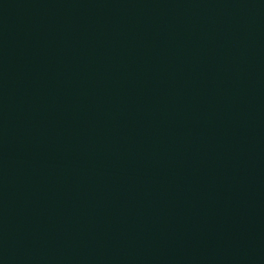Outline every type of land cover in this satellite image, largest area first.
<instances>
[{"label": "water", "instance_id": "water-1", "mask_svg": "<svg viewBox=\"0 0 264 264\" xmlns=\"http://www.w3.org/2000/svg\"><path fill=\"white\" fill-rule=\"evenodd\" d=\"M0 264H264V0H0Z\"/></svg>", "mask_w": 264, "mask_h": 264}]
</instances>
